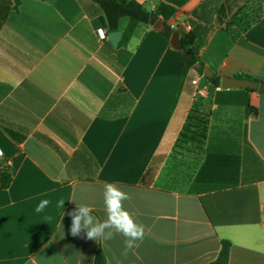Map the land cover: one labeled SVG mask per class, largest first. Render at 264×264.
Instances as JSON below:
<instances>
[{
  "label": "crops",
  "instance_id": "crops-1",
  "mask_svg": "<svg viewBox=\"0 0 264 264\" xmlns=\"http://www.w3.org/2000/svg\"><path fill=\"white\" fill-rule=\"evenodd\" d=\"M15 1L0 0V160L13 169L11 186H0V264H95L99 250L106 264H210L223 241L229 264H264V92L210 86L195 99L192 81L205 80L183 83V52L161 34L164 13L119 48L93 0ZM136 1L173 9L166 23L181 38L190 24L214 74L264 83V0ZM195 103L211 108L206 139L181 166L186 188L163 186ZM105 183L129 195L123 206L145 228L126 256L120 234L72 237L57 207L64 199L72 211L75 200L102 221ZM61 223L64 238L48 244Z\"/></svg>",
  "mask_w": 264,
  "mask_h": 264
},
{
  "label": "trees",
  "instance_id": "trees-1",
  "mask_svg": "<svg viewBox=\"0 0 264 264\" xmlns=\"http://www.w3.org/2000/svg\"><path fill=\"white\" fill-rule=\"evenodd\" d=\"M100 5L105 12L107 26L109 31L115 32L119 30L120 21L127 18L129 23L124 30L119 48H125L131 40L135 30L139 25H154L159 20V15L164 13L165 21L161 24V34L168 40L175 30L166 23V19L174 13L173 9L167 12L158 10L156 12L148 11L142 4L136 0H93ZM16 9L20 4V0H16ZM181 42L184 46L183 56L185 60V70L183 74V83L195 76H203L205 65L199 57L198 49L195 44L194 35L192 33L182 34ZM197 64H201L198 68ZM238 78L257 81L254 77L239 74ZM211 84V90L221 86L222 77L214 74L212 78H206ZM251 89V88H248ZM211 108L208 104H197L191 109L184 128L177 139L175 147L179 143L195 145L201 150L202 144L206 139L207 121L211 116ZM13 182V169L5 161L0 160V186L7 189ZM231 244L223 241L218 257L210 264H229ZM95 264H106V257L102 250H99L95 257Z\"/></svg>",
  "mask_w": 264,
  "mask_h": 264
},
{
  "label": "clouds",
  "instance_id": "clouds-1",
  "mask_svg": "<svg viewBox=\"0 0 264 264\" xmlns=\"http://www.w3.org/2000/svg\"><path fill=\"white\" fill-rule=\"evenodd\" d=\"M130 199L129 195L120 190L112 183L104 184L103 202L106 212L104 220L98 219L92 215V207L84 203H76L72 211H64L65 200L60 199L57 207L63 210V216L70 217V226H68V233L72 237H81L84 233V238L94 241H109L117 234L122 235L124 239V252L126 256L129 252H133L139 247V242L143 241L145 237V228L142 224H137L130 213L124 208L123 202ZM50 202L43 200L37 206L36 211L41 212L48 206ZM51 219V217H49ZM65 236L64 225L61 223V233L52 236L48 244L54 243L57 239H63ZM41 249V253L44 248Z\"/></svg>",
  "mask_w": 264,
  "mask_h": 264
},
{
  "label": "water",
  "instance_id": "water-1",
  "mask_svg": "<svg viewBox=\"0 0 264 264\" xmlns=\"http://www.w3.org/2000/svg\"><path fill=\"white\" fill-rule=\"evenodd\" d=\"M155 23L154 25H156ZM159 30V29H158ZM123 36L122 31H115L109 33V39L113 42L115 46H117ZM171 44L178 50L183 51L184 46L181 42V36L179 31H175L171 37ZM197 67L200 68L201 64H197ZM204 76L206 78H212L214 76V72L211 70L210 67H205L204 69ZM221 87L224 89H231V88H251L257 89L261 92H264V83L253 81L249 79H241L236 77H228L223 76L221 79Z\"/></svg>",
  "mask_w": 264,
  "mask_h": 264
},
{
  "label": "rangeland",
  "instance_id": "rangeland-1",
  "mask_svg": "<svg viewBox=\"0 0 264 264\" xmlns=\"http://www.w3.org/2000/svg\"><path fill=\"white\" fill-rule=\"evenodd\" d=\"M198 153V148L195 145L179 143V145L175 147L172 154L175 160V164L178 165L177 171H175L173 174L165 173L164 175H162L161 185L170 188H177L178 190H184L186 188V184L189 181V177L187 176L188 174H185L183 172L182 167L184 165H187L190 156H196V154ZM179 169H182V171Z\"/></svg>",
  "mask_w": 264,
  "mask_h": 264
},
{
  "label": "built area",
  "instance_id": "built-area-1",
  "mask_svg": "<svg viewBox=\"0 0 264 264\" xmlns=\"http://www.w3.org/2000/svg\"><path fill=\"white\" fill-rule=\"evenodd\" d=\"M176 29V27H173ZM184 30L187 34H189L192 31V26L190 24H185L184 25ZM98 35L100 39L104 40L107 38V32L103 29L100 28L97 30ZM202 78L205 80V83H201L200 79H195L192 81V84L195 87V92H194V97L195 99H206L210 96V82L206 79V77L203 75ZM3 155V151L0 149V157Z\"/></svg>",
  "mask_w": 264,
  "mask_h": 264
}]
</instances>
